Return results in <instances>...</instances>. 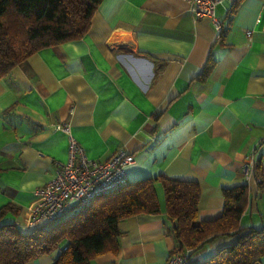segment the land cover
Wrapping results in <instances>:
<instances>
[{
    "label": "crops",
    "instance_id": "0c3cea01",
    "mask_svg": "<svg viewBox=\"0 0 264 264\" xmlns=\"http://www.w3.org/2000/svg\"><path fill=\"white\" fill-rule=\"evenodd\" d=\"M215 16L220 28L196 19L191 0H102L83 37L42 48L1 78L0 209H13L0 226L33 229L37 189L69 159V134L57 127L69 125L91 159L134 153L131 181H198V221L220 217L224 190L247 184L239 229L264 227V0H225ZM252 152L262 176L249 179ZM156 190L163 212L123 219L118 250L91 264H167L176 241L161 181ZM236 239L217 235L191 260ZM59 251L26 264H55Z\"/></svg>",
    "mask_w": 264,
    "mask_h": 264
},
{
    "label": "trees",
    "instance_id": "16d2710c",
    "mask_svg": "<svg viewBox=\"0 0 264 264\" xmlns=\"http://www.w3.org/2000/svg\"><path fill=\"white\" fill-rule=\"evenodd\" d=\"M102 0H0V79L34 52L83 37ZM255 175L262 176L257 162ZM130 179V176H129ZM260 179V185L263 178ZM161 181L169 232L175 238L173 255H187L189 264H261L264 227L239 229L249 198L247 184L224 190L223 214L198 221L201 190L198 181L145 177L129 181L94 199L83 209L24 232L14 224L0 226V264H26L60 249L55 264H91V259L117 251L119 223L132 215L163 212L156 183ZM13 209L6 204L0 219ZM220 234H234V244L211 257L192 262L191 255Z\"/></svg>",
    "mask_w": 264,
    "mask_h": 264
},
{
    "label": "built area",
    "instance_id": "2783aa9c",
    "mask_svg": "<svg viewBox=\"0 0 264 264\" xmlns=\"http://www.w3.org/2000/svg\"><path fill=\"white\" fill-rule=\"evenodd\" d=\"M225 0H191V12L196 19L216 21V8ZM247 35L252 39V31ZM69 134L70 151L67 163L57 168L55 175L37 189V202L32 209L30 227L56 221L72 210L83 209L97 197L129 184L128 167L135 162V155L125 148L118 149L106 160L91 159L84 147L71 132L69 125H58ZM257 165L254 153L246 156L243 173L251 179ZM187 255H173L167 264H189Z\"/></svg>",
    "mask_w": 264,
    "mask_h": 264
},
{
    "label": "water",
    "instance_id": "95a60500",
    "mask_svg": "<svg viewBox=\"0 0 264 264\" xmlns=\"http://www.w3.org/2000/svg\"><path fill=\"white\" fill-rule=\"evenodd\" d=\"M59 254H60V251H59Z\"/></svg>",
    "mask_w": 264,
    "mask_h": 264
}]
</instances>
